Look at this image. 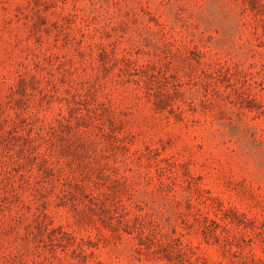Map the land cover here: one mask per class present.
<instances>
[{
    "label": "rangeland",
    "instance_id": "1",
    "mask_svg": "<svg viewBox=\"0 0 264 264\" xmlns=\"http://www.w3.org/2000/svg\"><path fill=\"white\" fill-rule=\"evenodd\" d=\"M0 264H264V0H0Z\"/></svg>",
    "mask_w": 264,
    "mask_h": 264
}]
</instances>
